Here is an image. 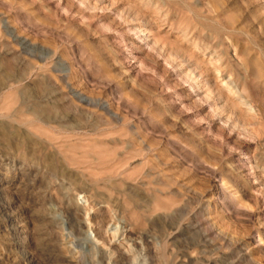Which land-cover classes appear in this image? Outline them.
Returning a JSON list of instances; mask_svg holds the SVG:
<instances>
[{
	"label": "rangeland",
	"instance_id": "1",
	"mask_svg": "<svg viewBox=\"0 0 264 264\" xmlns=\"http://www.w3.org/2000/svg\"><path fill=\"white\" fill-rule=\"evenodd\" d=\"M0 264H264V0H0Z\"/></svg>",
	"mask_w": 264,
	"mask_h": 264
},
{
	"label": "bare ground",
	"instance_id": "2",
	"mask_svg": "<svg viewBox=\"0 0 264 264\" xmlns=\"http://www.w3.org/2000/svg\"><path fill=\"white\" fill-rule=\"evenodd\" d=\"M220 58V57H219ZM217 59V58H216ZM215 60V59H214ZM218 60H220V59H218ZM221 61V60H220ZM219 61V62H220ZM215 69L217 70V74L215 75L216 77H218V73L221 71L220 69H219V67H215ZM196 70V69H195ZM193 74V73H192ZM220 81L222 82V85L223 86H225V88H226V90H227V93H229V96L231 95L232 97H234V95L236 94V100H238L237 101V103L238 102H240V103H246V102H243L242 100H241V98H242V96H241V94H239V91H238V89H237V86L231 81V80H229V79H227V80H223L222 78L220 79ZM230 96V97H231ZM234 102V101H233ZM77 207V206H76ZM92 243L94 242V241H91ZM96 243V242H95ZM95 243H93V244H95Z\"/></svg>",
	"mask_w": 264,
	"mask_h": 264
}]
</instances>
